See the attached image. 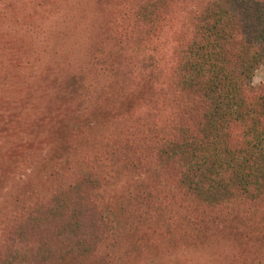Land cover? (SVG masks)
<instances>
[{
	"label": "trees",
	"instance_id": "trees-1",
	"mask_svg": "<svg viewBox=\"0 0 264 264\" xmlns=\"http://www.w3.org/2000/svg\"><path fill=\"white\" fill-rule=\"evenodd\" d=\"M113 6L102 13L118 42L108 51L117 58L106 73L118 84L109 104L134 82L146 86L149 105L115 116L124 124L117 144H104L77 164L90 173L114 167L152 175L148 191L136 198L159 204L158 210L186 200L245 205L246 220L253 210L257 216L264 206V83L255 82L264 64V0H126L123 11L120 3ZM180 6L192 11L190 24L173 59L162 65L161 39ZM88 183L97 189L98 181ZM79 192L41 197L37 203L47 202L28 204V215L17 222L0 217V264L105 263L95 257L109 236L107 223L84 189ZM255 239L250 250L264 264V229Z\"/></svg>",
	"mask_w": 264,
	"mask_h": 264
},
{
	"label": "rangeland",
	"instance_id": "rangeland-1",
	"mask_svg": "<svg viewBox=\"0 0 264 264\" xmlns=\"http://www.w3.org/2000/svg\"><path fill=\"white\" fill-rule=\"evenodd\" d=\"M124 2L0 0V217L16 216L17 222L28 215V204L47 202L37 203L39 198L52 201L83 188L109 232L99 243L98 263L259 264L250 249L264 229V206L257 207V216L253 210L252 220L243 217L249 214L245 205L207 207L183 200L158 210L159 204L136 198L148 191L152 175L114 167L90 173L77 164L104 144H117L113 140L124 124L115 116L132 105H149L146 86L134 82L109 104V91L118 84L106 73L117 58L108 51L118 42L102 13L119 3L123 11ZM191 13L180 6L166 29L162 65L173 59ZM255 82L264 83V64ZM96 141V150L89 147ZM90 178L98 181L96 190Z\"/></svg>",
	"mask_w": 264,
	"mask_h": 264
}]
</instances>
